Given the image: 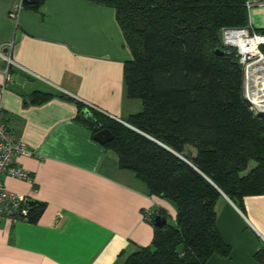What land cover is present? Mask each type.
Here are the masks:
<instances>
[{"label": "crops", "instance_id": "1", "mask_svg": "<svg viewBox=\"0 0 264 264\" xmlns=\"http://www.w3.org/2000/svg\"><path fill=\"white\" fill-rule=\"evenodd\" d=\"M261 1L247 10L254 30H264ZM15 2L0 0V47L9 46L11 62L5 81L0 60V109L2 122L30 152L13 159L30 181L0 180L6 191L44 207L35 222L0 220V264H120L150 245L153 227L142 211L161 210L172 221L174 208L118 169L115 155L77 119L73 102L27 103L34 91L61 94L122 123L140 110L137 99L124 95L129 53L113 10L91 0H40L36 9L22 4L14 12ZM214 213L229 251L206 264H264L254 257L264 249V195L243 197L241 211L221 195Z\"/></svg>", "mask_w": 264, "mask_h": 264}, {"label": "trees", "instance_id": "2", "mask_svg": "<svg viewBox=\"0 0 264 264\" xmlns=\"http://www.w3.org/2000/svg\"><path fill=\"white\" fill-rule=\"evenodd\" d=\"M36 1L25 7L36 9ZM91 1L113 10L129 53L123 62L124 95L141 106L124 120L131 129L96 112L85 122L79 114L83 106L61 94L34 91L27 103L52 97L73 102L77 119L92 135L100 129L110 133L102 147L115 155L118 169L133 173L148 196L174 208L170 224L156 211L153 217H163L165 225L157 229L149 222L150 245L120 264H206L212 255L226 256L214 206L223 195L241 211L243 197L264 195V118L255 117L244 101L242 65L235 49L222 45L220 31L264 30L249 27L245 0ZM260 51L264 55L263 46ZM250 161L254 166L246 171ZM43 207L27 202V221L35 222ZM263 253L261 248L254 254L262 263Z\"/></svg>", "mask_w": 264, "mask_h": 264}, {"label": "built area", "instance_id": "3", "mask_svg": "<svg viewBox=\"0 0 264 264\" xmlns=\"http://www.w3.org/2000/svg\"><path fill=\"white\" fill-rule=\"evenodd\" d=\"M263 3L261 0H248L244 2L246 10L254 4ZM22 0H16L13 5V11L16 12L21 8ZM220 39L225 47L235 49L238 56V62L242 65L243 79L246 69H250V64L257 59L264 62V55L260 51V47L264 46V33H250L247 28H226L221 29ZM9 46L0 47V60L4 62L3 76L4 80H8L7 67L11 64L8 54ZM256 54L252 55L251 51ZM251 60V61H249ZM243 85V82H242ZM24 143L17 138L2 122V113L0 109V177L7 176L9 178L30 181L27 172L13 166V159L18 156H29ZM27 197L10 193L6 191L0 180V220H27ZM156 211H142V219L147 223L152 222Z\"/></svg>", "mask_w": 264, "mask_h": 264}, {"label": "bare ground", "instance_id": "4", "mask_svg": "<svg viewBox=\"0 0 264 264\" xmlns=\"http://www.w3.org/2000/svg\"><path fill=\"white\" fill-rule=\"evenodd\" d=\"M251 54L256 53L252 50ZM245 87L247 102L255 107L256 113L264 114V62L261 59L252 62L250 69H246Z\"/></svg>", "mask_w": 264, "mask_h": 264}, {"label": "water", "instance_id": "5", "mask_svg": "<svg viewBox=\"0 0 264 264\" xmlns=\"http://www.w3.org/2000/svg\"><path fill=\"white\" fill-rule=\"evenodd\" d=\"M36 2V0H22V4H26V5H30V4H34ZM217 54H219L218 52H216ZM244 99V98H243ZM244 101L249 104L247 102L246 99H244ZM80 116L84 119L85 122H92L93 121V117L91 115V113L88 111V109L86 107H83L80 112H79ZM253 115L257 118H264V114L261 113H254ZM117 123H120L121 125L128 127L131 129V127H129L128 125H126L125 123L116 121ZM92 139L100 144L103 145L107 142H109L111 140V135L110 133L105 130V129H100L98 131H96L93 135H92ZM180 160L184 161L181 157L177 156ZM152 225L153 227L157 228V229H161L164 225H165V219L161 216H155L152 219Z\"/></svg>", "mask_w": 264, "mask_h": 264}, {"label": "rangeland", "instance_id": "6", "mask_svg": "<svg viewBox=\"0 0 264 264\" xmlns=\"http://www.w3.org/2000/svg\"><path fill=\"white\" fill-rule=\"evenodd\" d=\"M249 61H251V60H249ZM246 82H247V80H246ZM246 91H247V88L245 87V77H244V79H243V85H242V96H243L244 99L247 100V95H246L247 92H246ZM248 103H249V102H248ZM248 106H249V109H250L252 112H254V113L256 112V109H255V107H254L253 105H251V104L249 103ZM184 154L190 156V155H193V154H194V151L191 150V149H189V148H184ZM253 166H254V163H253L252 161H250V162L247 164L246 171H248L249 169H251ZM246 171H244V172L241 173V174H244ZM167 223L170 224L171 221H169V220L167 219Z\"/></svg>", "mask_w": 264, "mask_h": 264}]
</instances>
